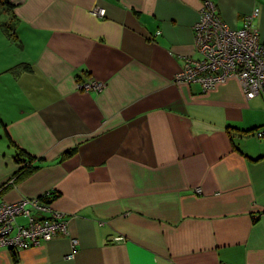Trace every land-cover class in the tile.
<instances>
[{"label": "crops", "instance_id": "crops-1", "mask_svg": "<svg viewBox=\"0 0 264 264\" xmlns=\"http://www.w3.org/2000/svg\"><path fill=\"white\" fill-rule=\"evenodd\" d=\"M211 1L232 29L258 10L264 45V0ZM8 2L0 203L52 192L68 234L0 264H264V99L174 81L200 58L201 0Z\"/></svg>", "mask_w": 264, "mask_h": 264}, {"label": "built area", "instance_id": "built-area-1", "mask_svg": "<svg viewBox=\"0 0 264 264\" xmlns=\"http://www.w3.org/2000/svg\"><path fill=\"white\" fill-rule=\"evenodd\" d=\"M91 14L101 18L105 10L94 8ZM258 15L259 11L254 10L241 28L232 29L220 19L211 0H201L199 19L193 28L194 47L200 58L187 59L174 81L198 84L207 91L229 78H237L247 99H264V45L252 23ZM104 87V83L93 79L79 84L86 93L101 92ZM256 136L264 139V130L257 131ZM50 194L0 203V248L26 250L68 234L65 215L53 208L47 199ZM72 244L74 247L76 242Z\"/></svg>", "mask_w": 264, "mask_h": 264}, {"label": "trees", "instance_id": "trees-1", "mask_svg": "<svg viewBox=\"0 0 264 264\" xmlns=\"http://www.w3.org/2000/svg\"><path fill=\"white\" fill-rule=\"evenodd\" d=\"M2 5H7L8 8L12 7L11 4H9L8 0H1ZM17 160L18 162H21L22 163V167H21V172L20 173H25V172H30L32 170H34V163H33V159L32 158H21L20 155L17 156ZM50 197L51 198H47L49 199L48 201L50 202V199L51 201L56 198V195L54 193L51 192L50 194Z\"/></svg>", "mask_w": 264, "mask_h": 264}, {"label": "rangeland", "instance_id": "rangeland-1", "mask_svg": "<svg viewBox=\"0 0 264 264\" xmlns=\"http://www.w3.org/2000/svg\"><path fill=\"white\" fill-rule=\"evenodd\" d=\"M0 2H1V0H0ZM2 6H4V5L0 4V8H2ZM3 8H4V7H3ZM0 13H1V12H0ZM0 17H1V19H2V18H4V16H3V15H1V14H0ZM19 221L21 222L22 220H21V219H19Z\"/></svg>", "mask_w": 264, "mask_h": 264}]
</instances>
